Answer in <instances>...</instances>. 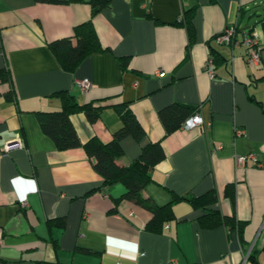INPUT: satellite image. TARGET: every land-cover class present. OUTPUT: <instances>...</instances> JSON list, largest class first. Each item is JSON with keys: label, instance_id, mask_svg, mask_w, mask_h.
Returning <instances> with one entry per match:
<instances>
[{"label": "crops", "instance_id": "obj_1", "mask_svg": "<svg viewBox=\"0 0 264 264\" xmlns=\"http://www.w3.org/2000/svg\"><path fill=\"white\" fill-rule=\"evenodd\" d=\"M255 3L109 0L91 16L89 0H0V69H10L14 90L0 84V264H250L253 247L257 264H264V48L250 66L243 43L214 41L235 22L239 42L256 32L264 43V15L252 9ZM187 11L194 30L188 49L179 24ZM88 19L107 50L65 71L47 43L71 36ZM208 57L212 76L204 68ZM82 78L93 84L87 93L76 84ZM61 90L80 104L102 106L93 123L83 112L71 114L81 143L92 136L110 141L120 126L115 104L127 103L145 136L123 138L116 163L126 165L145 143L160 141L165 157L151 169L143 195L161 205L171 192L214 190L207 208L245 223L244 247L225 225L201 226L206 209L185 201L173 205L175 219L161 233L147 231L149 213L120 198L122 183L103 186L82 147L58 150L42 131L35 112L59 110ZM172 102L196 107L204 125L165 135L158 111ZM10 142L19 145L3 151ZM249 153L256 160L236 164V155ZM49 219L63 226H49Z\"/></svg>", "mask_w": 264, "mask_h": 264}, {"label": "trees", "instance_id": "obj_2", "mask_svg": "<svg viewBox=\"0 0 264 264\" xmlns=\"http://www.w3.org/2000/svg\"><path fill=\"white\" fill-rule=\"evenodd\" d=\"M77 2L80 0H68ZM109 0H89L91 5V16L108 4ZM264 28V18L260 20ZM187 32V49L192 45L194 30L191 22L190 11H187L179 20ZM60 67L68 72H73L81 61L92 53L107 50L98 38L91 19L74 25L72 35L60 37L47 43ZM214 54L215 52L212 51ZM218 55V54H217ZM122 70L126 68L125 58H118ZM217 59L214 56L213 61ZM212 61V62H213ZM8 83V93L14 95L10 69L5 66L0 69V84ZM55 95L60 97L61 108L56 111H36V118L42 131L52 138L58 150L82 147L88 157L91 158L92 167L102 177L103 186L120 182L125 186V191L120 198L134 202L149 213L145 229L149 232L159 234L171 221L175 219L173 205L179 201H185L192 207L205 208L206 212L198 219L201 226L209 228L217 225H225L230 232L235 231L241 247L246 244L243 231L245 223L239 221L235 216L222 215L219 211L207 207L216 201V193L209 190L201 195L189 194L179 195L171 192V199L164 204H157L150 197L142 193L144 187L152 182L151 169L165 157L160 141L147 142L140 150L136 158L126 165H118L116 159L123 155L121 141L131 136L140 142L145 132L139 124L129 105L125 102L115 104V111L120 120V126L113 131L110 141L102 142L97 137H90L85 143H81L76 130L70 119L71 114L83 112L88 122L93 123L100 117L101 105L92 102L80 104L75 101L73 95L66 91H58ZM197 113V108L183 103L172 102L158 111V117L164 127L165 135L176 131L182 123ZM226 190L233 194L232 185ZM119 198L116 199V201ZM57 223L63 226L61 219H49L48 225ZM254 247L246 255V262L257 264ZM66 264V263H57ZM71 264V263H69Z\"/></svg>", "mask_w": 264, "mask_h": 264}, {"label": "built area", "instance_id": "obj_3", "mask_svg": "<svg viewBox=\"0 0 264 264\" xmlns=\"http://www.w3.org/2000/svg\"><path fill=\"white\" fill-rule=\"evenodd\" d=\"M181 19V18H180ZM236 23L227 24L223 30L214 36V41L218 44H227V45H238L243 43L245 45L244 57L246 59V63L250 66H255L259 63L261 57L262 48H264V43L261 42L260 35L256 32L249 34L244 33V37L241 42L236 39ZM212 59L211 57L206 59L204 64V68L207 73L212 76L213 70L211 69ZM164 72H158V75L162 76ZM77 86L84 93H87L92 87V82L87 78L77 79ZM204 125V121L199 113H195L191 117L187 118L182 125L180 126L183 129L190 130L196 128L198 126ZM242 129H237L235 133L238 135L242 133ZM19 142H10L4 145L3 151L10 149L12 146H18ZM256 160V156L253 153H249L247 155H236L235 162L237 165H243L247 160ZM22 206H26L27 202L25 200L21 201ZM169 264H178L175 260L170 261Z\"/></svg>", "mask_w": 264, "mask_h": 264}, {"label": "rangeland", "instance_id": "obj_4", "mask_svg": "<svg viewBox=\"0 0 264 264\" xmlns=\"http://www.w3.org/2000/svg\"><path fill=\"white\" fill-rule=\"evenodd\" d=\"M252 6H253L252 9L256 10V12H257L258 14H262V15H264V0H256V3H255V4H252ZM254 19H255V18H254ZM245 21H246V17H244V21L241 23V26L244 25ZM252 22H253V21H251L250 24H251ZM255 27H256V29H258V28H259V25H256ZM262 55H264V54H262Z\"/></svg>", "mask_w": 264, "mask_h": 264}]
</instances>
